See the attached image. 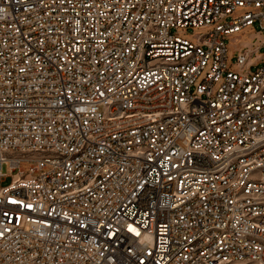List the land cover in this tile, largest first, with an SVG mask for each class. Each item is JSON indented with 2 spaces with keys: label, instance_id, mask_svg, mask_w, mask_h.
<instances>
[{
  "label": "built area",
  "instance_id": "1",
  "mask_svg": "<svg viewBox=\"0 0 264 264\" xmlns=\"http://www.w3.org/2000/svg\"><path fill=\"white\" fill-rule=\"evenodd\" d=\"M257 20L264 0H0V264H264V66L225 41Z\"/></svg>",
  "mask_w": 264,
  "mask_h": 264
},
{
  "label": "rangeland",
  "instance_id": "2",
  "mask_svg": "<svg viewBox=\"0 0 264 264\" xmlns=\"http://www.w3.org/2000/svg\"><path fill=\"white\" fill-rule=\"evenodd\" d=\"M247 11H256V9L238 7L232 14L229 15L228 18H226V20H232L236 17L242 16ZM211 29L212 28L208 26H190L188 28H176L174 29V32L177 35L187 38L193 42H197V36L206 34ZM225 41L228 46L229 65L233 69H236L235 60L237 55L242 53V49L247 50L248 48L253 49L257 47L259 48L251 56L252 63L254 64L251 70L256 71L258 68L264 66V28L260 26L258 20L253 25L247 26L241 31L226 35ZM202 79L203 77H201L198 82H201ZM31 164V162H23L22 166L27 169ZM4 172L9 173L6 166H4ZM10 181L11 177H6L3 184L7 185Z\"/></svg>",
  "mask_w": 264,
  "mask_h": 264
}]
</instances>
